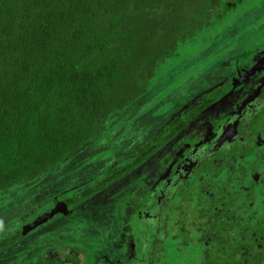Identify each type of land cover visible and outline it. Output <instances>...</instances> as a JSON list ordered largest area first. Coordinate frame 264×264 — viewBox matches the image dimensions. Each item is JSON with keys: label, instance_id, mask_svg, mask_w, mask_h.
<instances>
[{"label": "trees", "instance_id": "obj_1", "mask_svg": "<svg viewBox=\"0 0 264 264\" xmlns=\"http://www.w3.org/2000/svg\"><path fill=\"white\" fill-rule=\"evenodd\" d=\"M225 1L0 0V195L65 164L105 123L134 110L156 62L194 35L200 14L218 16ZM161 134L61 201L68 208L83 203L140 164ZM21 236V226L7 231L0 249ZM208 250L204 264H233ZM6 264L77 260L56 252Z\"/></svg>", "mask_w": 264, "mask_h": 264}, {"label": "flooded vegetation", "instance_id": "obj_2", "mask_svg": "<svg viewBox=\"0 0 264 264\" xmlns=\"http://www.w3.org/2000/svg\"><path fill=\"white\" fill-rule=\"evenodd\" d=\"M234 3L225 1V7ZM258 27L257 44L207 65L153 135L152 141L162 133L161 143L144 160L158 153L165 165L127 219L125 260L114 263L105 247L94 250L92 260L171 264L170 256L186 252L191 257L185 264H204L210 247L233 264L240 257L264 264V26ZM70 247L64 246L62 257L74 256Z\"/></svg>", "mask_w": 264, "mask_h": 264}, {"label": "rangeland", "instance_id": "obj_3", "mask_svg": "<svg viewBox=\"0 0 264 264\" xmlns=\"http://www.w3.org/2000/svg\"><path fill=\"white\" fill-rule=\"evenodd\" d=\"M234 2V7L224 10L219 7L218 16L199 15L200 22L194 35L178 43L169 56L156 62L148 88L142 94L143 101L134 105V110L105 123L101 134L65 164L28 184L2 193L0 236L47 211L61 196L77 194L101 177L107 168L128 160L138 149V144L152 141L174 105L183 102L188 92L194 90L193 83L200 80L201 71L207 65L217 59L233 57L248 45H256L255 34L261 30L256 26H264V20L260 21L264 16V0ZM160 155L156 153L143 160L67 213L54 215L37 229L24 232L16 242L0 249V264L17 258L29 259L36 254L47 259L54 255L47 250L50 248L59 250L63 256L65 245L74 250L72 254L76 255L78 264H103L100 257L94 256V260L91 257L98 254L94 250L104 247L107 254L115 256L114 263L123 262L130 251L127 219L140 203L144 191L148 190L155 173L163 171L165 164L158 159ZM114 242L117 248H114ZM181 254L170 256L174 259L171 264L188 262L190 254ZM175 256L179 260H175ZM162 259L168 263L172 260L169 257Z\"/></svg>", "mask_w": 264, "mask_h": 264}, {"label": "water", "instance_id": "obj_4", "mask_svg": "<svg viewBox=\"0 0 264 264\" xmlns=\"http://www.w3.org/2000/svg\"><path fill=\"white\" fill-rule=\"evenodd\" d=\"M68 209L66 204L63 201H57L50 209H48L45 212L40 213L36 217H34L29 222L25 223L23 226H21V233L31 230L35 228L36 226L42 224L46 220L50 219L56 214H64L67 213Z\"/></svg>", "mask_w": 264, "mask_h": 264}]
</instances>
